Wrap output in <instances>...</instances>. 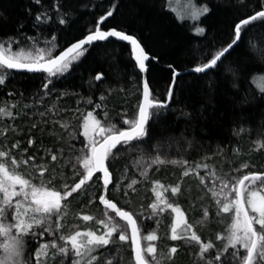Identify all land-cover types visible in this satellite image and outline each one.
I'll use <instances>...</instances> for the list:
<instances>
[{
	"label": "snow or ice",
	"instance_id": "obj_1",
	"mask_svg": "<svg viewBox=\"0 0 264 264\" xmlns=\"http://www.w3.org/2000/svg\"><path fill=\"white\" fill-rule=\"evenodd\" d=\"M104 3L99 0L93 6L90 26L77 33L73 29L80 12L88 11L81 9L78 0H29L25 18L16 22L11 34L0 36V90L8 87L17 72L42 77L38 92L28 97L23 91H8L0 106V264H124L125 254L130 257L128 264H176L182 246L194 249L193 264H264V167L242 155L239 162L217 168L209 161L216 156L227 160L234 151L230 143L221 141L209 154L206 145L183 132L178 138L164 135L167 129L162 122L170 114L179 112L176 118L190 124L206 120L209 105L193 112L173 107L178 94L185 92L184 75L174 60L166 62L165 93L159 94L151 74L161 65L163 54L151 51L139 35L108 23L119 2L107 0V9L96 16ZM176 4L173 7V0L161 3V14L167 7L176 13L173 23L179 21L177 27L191 33L190 39L203 41L188 61L192 66L187 73L196 81L217 73L226 78L235 105L241 109L232 121L230 135L247 133L251 152L264 151V74L255 75L264 73V0H176ZM225 11L232 17L226 38L209 40L207 19ZM10 23L0 10V27ZM253 29L259 35H249ZM111 38L126 42L130 61H134L128 79L118 88L124 97L135 96L131 117L125 111L109 119L106 101L115 89L106 83L102 69H90L88 80H81L89 90L86 100L79 92L55 95L57 82L80 68L97 42ZM242 47L245 59L229 61ZM221 78L209 80L210 99ZM69 94L81 97L74 110L76 127L67 115L73 110L59 103ZM54 95L55 102H49ZM245 106H259L258 122L243 113ZM25 118L31 121L26 147L25 132L17 127ZM36 133L54 137L59 146L37 148ZM121 152L134 155L138 178H129L127 168L120 180L115 178L111 163ZM165 165L180 170L179 181H149L150 171ZM186 178H194L200 197L202 211L195 223L183 206L193 191L192 185L185 188ZM141 181L150 183L151 202L146 209L140 203L137 211L132 197ZM77 197L76 207L85 199L88 205L98 199L103 217L83 210L73 213L72 201ZM115 197L127 200L129 207H121ZM190 207H198L195 200ZM213 221L219 230L214 238H205L198 228L211 226Z\"/></svg>",
	"mask_w": 264,
	"mask_h": 264
},
{
	"label": "trees",
	"instance_id": "obj_2",
	"mask_svg": "<svg viewBox=\"0 0 264 264\" xmlns=\"http://www.w3.org/2000/svg\"><path fill=\"white\" fill-rule=\"evenodd\" d=\"M196 2V0H194ZM81 9L87 8L88 11H81L78 21L74 26L73 31L77 33L85 30L87 26H90V21L94 18L92 15V8L95 4L99 3V0H78ZM113 3L119 2L120 7L116 11L114 18H110L108 23L115 25L118 28H122L125 31L133 35H139L143 41L148 45V48L153 52H159L163 54L164 59L161 61V65L153 69L151 79L154 86H156L157 92L161 95L165 93L167 72L166 62L174 60L179 69L184 75L182 85L185 89L183 95L177 96L178 103H174L173 107L184 111L193 112L199 111L202 105H209V112L205 113L206 120L193 121L187 123L182 117L177 119L176 116L169 115L162 123L165 125L167 131L164 133L166 136H172L178 138L181 133L189 139H194L197 143H203L209 149V154L214 152L217 145L221 141L225 145L231 144V148L234 150L227 157L216 156L214 161H209L210 164L215 163L217 168L224 166L226 163H232L233 161L239 162L241 156L250 163L257 165L258 167H264V151L253 153L251 152V139L248 134L245 133L240 137H232L230 130L232 128V121L234 117L241 113V109L235 105L232 97V90L227 83L226 78H221V74L217 73L216 77H203L201 80L196 81L193 75H189L186 71L192 65L188 63L198 43H203L200 38L190 39L191 33L185 32L182 28L176 26L179 21L173 23L175 14L165 7L164 13L161 14V3L167 5V0H112ZM29 3V0H0V10L9 17L11 23L7 26L0 27V36L11 34L14 31V26L17 21L25 18L24 7ZM108 7L107 0L104 3V9H98L96 16L100 11L106 10ZM232 17L228 11L217 13L210 16L206 24L211 27L208 39L211 40L213 36H218L221 39L226 38L228 31V25ZM31 35L33 34L31 29L27 30ZM259 35V30L253 29L249 35ZM130 47L125 42L116 41L115 38H111L109 42H97L89 54L88 58L84 61L80 68H76L73 74L66 80L57 82L55 95L61 92L68 91L79 92L81 96L86 100L89 96V90L85 85H82L81 80L87 81L89 78L90 69H102L106 74V83H112L114 91L107 99V110L109 112V119L119 118L123 112H127V115L131 117L135 112L136 99L135 96L124 97L119 93L118 88L124 84L128 79L129 74L132 72L131 64L134 61H130L129 58ZM239 59L243 61L245 59V53L243 47L237 49L229 57V61L233 63ZM229 61H225L228 64ZM83 72V77L81 73ZM259 72L255 73L258 74ZM264 74V73H259ZM221 78V83L217 89L216 95L209 98L208 95V82L210 79ZM250 79V78H249ZM42 86V77L40 74H32L26 72H17L14 74V79L9 81L6 89L0 90V106L7 96L8 91H23L26 96L30 97L34 93L38 92ZM104 87L103 84L100 86ZM130 87V86H129ZM245 87H248L246 84ZM253 89H256L254 84L251 85ZM55 95L49 102H55ZM100 91H96L93 99L98 100ZM80 96H72L69 94L59 101L62 108H69L73 111L67 115L73 120V127H76V113H74L77 107L76 101L80 99ZM88 110H91L90 108ZM243 113L249 118V120L255 122L259 121L260 108L259 106H245ZM103 118V112L101 117ZM31 121L25 118L23 121L17 122V127L25 132L22 137L24 142L23 146L26 147L27 125ZM155 130V129H154ZM158 131V130H155ZM59 134V129H57ZM255 132L252 134V139H255ZM12 140V137L9 138ZM37 148L46 146L49 148H55L59 145L56 143L54 137H50L47 134L41 136L36 133ZM83 139V137H81ZM42 141V143H41ZM176 145H173V152H175ZM186 147V145H185ZM35 151V149H33ZM42 154V153H41ZM194 158H199L198 155ZM128 169L127 175L129 178H138L135 172V157L132 153L121 152L117 154V157L112 160L110 170L114 173L117 180H120L125 174V169ZM179 169L170 165L161 166L159 171H150L149 181L152 179H160L164 183H175L179 181ZM70 175V174H69ZM192 185L193 191L186 195L183 206L188 210L192 222L195 223L199 219L198 213L202 211L199 207L200 197L197 194L196 182L194 178H186L185 188ZM96 186H93L91 191H95ZM150 183H141L137 186V195L132 197L133 203L136 205V210L139 211V204L143 203L146 206L151 202V193L149 191ZM114 192V189H113ZM79 197L72 201V212H79L83 210L86 213L92 214L98 218L103 217V207L99 205L98 199L95 204L88 205L87 199L81 207H76L79 203ZM119 201L121 207H129L128 201L121 197H115ZM197 203L198 207L194 210L190 207L193 201ZM93 226V225H90ZM155 227V225H153ZM219 225L213 221L211 226L205 224L203 227H199L198 231L205 237L212 236L219 230ZM164 234L163 225L161 227V236ZM161 246H164L162 240ZM127 248V246H125ZM194 249H186L183 246L177 256L176 264H193L195 259L191 253ZM130 257L125 254L124 264H128Z\"/></svg>",
	"mask_w": 264,
	"mask_h": 264
},
{
	"label": "rangeland",
	"instance_id": "obj_3",
	"mask_svg": "<svg viewBox=\"0 0 264 264\" xmlns=\"http://www.w3.org/2000/svg\"><path fill=\"white\" fill-rule=\"evenodd\" d=\"M168 1V0H167ZM182 2H183V0H182ZM193 2H195L194 0H193ZM177 6V4H176V0H173V7H176ZM174 13V12H173ZM175 15H176V13H174ZM255 75H257V76H259V75H262V74H255ZM256 86V85H255Z\"/></svg>",
	"mask_w": 264,
	"mask_h": 264
},
{
	"label": "bare ground",
	"instance_id": "obj_4",
	"mask_svg": "<svg viewBox=\"0 0 264 264\" xmlns=\"http://www.w3.org/2000/svg\"><path fill=\"white\" fill-rule=\"evenodd\" d=\"M126 43V42H125ZM130 47V46H129Z\"/></svg>",
	"mask_w": 264,
	"mask_h": 264
}]
</instances>
